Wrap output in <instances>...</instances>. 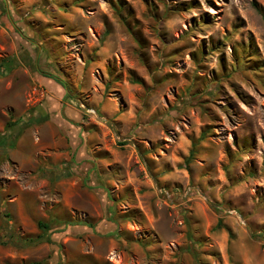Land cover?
<instances>
[{
	"label": "rangeland",
	"instance_id": "rangeland-1",
	"mask_svg": "<svg viewBox=\"0 0 264 264\" xmlns=\"http://www.w3.org/2000/svg\"><path fill=\"white\" fill-rule=\"evenodd\" d=\"M259 8L0 0V264H264Z\"/></svg>",
	"mask_w": 264,
	"mask_h": 264
},
{
	"label": "trees",
	"instance_id": "trees-1",
	"mask_svg": "<svg viewBox=\"0 0 264 264\" xmlns=\"http://www.w3.org/2000/svg\"><path fill=\"white\" fill-rule=\"evenodd\" d=\"M258 10H259V12L261 13V15H262V17L264 19V12L262 11L261 8H259ZM46 76L54 79L56 82H58L59 84H61L63 87L67 88L65 82L63 80H61L59 77L54 76V75H51V74H46ZM192 155H193V151H192V149H190L189 150V153H188V156H187V159L190 158ZM39 224L45 225L44 223H40V222H39Z\"/></svg>",
	"mask_w": 264,
	"mask_h": 264
}]
</instances>
